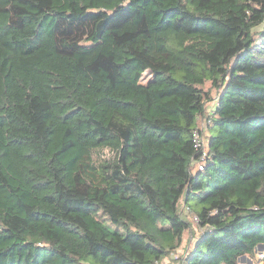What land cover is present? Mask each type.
Returning <instances> with one entry per match:
<instances>
[{
    "label": "trees",
    "instance_id": "16d2710c",
    "mask_svg": "<svg viewBox=\"0 0 264 264\" xmlns=\"http://www.w3.org/2000/svg\"><path fill=\"white\" fill-rule=\"evenodd\" d=\"M259 244L264 0H0V264H241Z\"/></svg>",
    "mask_w": 264,
    "mask_h": 264
},
{
    "label": "built area",
    "instance_id": "2783aa9c",
    "mask_svg": "<svg viewBox=\"0 0 264 264\" xmlns=\"http://www.w3.org/2000/svg\"><path fill=\"white\" fill-rule=\"evenodd\" d=\"M217 100V98H216ZM214 111V110H213ZM206 122L203 123V127L197 128L193 131L192 138L195 149L199 153L198 159H193L192 161V167L193 172H199L203 171L204 167L206 165V159H207V139H206ZM185 208V207H184ZM188 213L187 209H185ZM196 222H198V218L195 217ZM178 257V256H176ZM264 257L262 256V259ZM179 264V263H178Z\"/></svg>",
    "mask_w": 264,
    "mask_h": 264
},
{
    "label": "crops",
    "instance_id": "0c3cea01",
    "mask_svg": "<svg viewBox=\"0 0 264 264\" xmlns=\"http://www.w3.org/2000/svg\"><path fill=\"white\" fill-rule=\"evenodd\" d=\"M182 208H184V206H182ZM201 235V231L200 230H195V233H187L185 235V242L182 246V248H180L177 253H181V254H185V253H189V251H191L194 247V245L196 244L198 238ZM264 249L263 246H260L256 249L255 251V258H251L249 256H245V257H241L240 258V263L241 264H260L262 263L261 259L259 258V255L257 254L258 250H262ZM178 256V255H177ZM173 260L167 258L163 264H173ZM264 263V262H263Z\"/></svg>",
    "mask_w": 264,
    "mask_h": 264
},
{
    "label": "rangeland",
    "instance_id": "374dc122",
    "mask_svg": "<svg viewBox=\"0 0 264 264\" xmlns=\"http://www.w3.org/2000/svg\"><path fill=\"white\" fill-rule=\"evenodd\" d=\"M150 80H152V76H151L150 72L148 71V72L144 73V75H143V77H142V83L147 84ZM207 87H208V86H207ZM214 98L216 99V96H215ZM212 104H213V102L207 104L208 111H211V110H212ZM201 127H203V122H202ZM205 133H206V136H208L207 131H206ZM110 155H111V153H110L108 150L95 151V152H94V159H95L96 161H99V160H101L102 158L105 159V158L110 157ZM185 214L188 215L187 212H186ZM189 252H190V251H189ZM257 254L259 255V258H260L261 261H262V263H260V264H264V263H263V259H262V256L264 257V249H262V250H258V251H257ZM177 255L179 256V255H182V254H181V253H177ZM174 264H178V263H175V262H174Z\"/></svg>",
    "mask_w": 264,
    "mask_h": 264
},
{
    "label": "water",
    "instance_id": "95a60500",
    "mask_svg": "<svg viewBox=\"0 0 264 264\" xmlns=\"http://www.w3.org/2000/svg\"><path fill=\"white\" fill-rule=\"evenodd\" d=\"M260 246H263V247H264V244H259V245L256 247V249H257L258 247H260ZM243 257H245V256H243Z\"/></svg>",
    "mask_w": 264,
    "mask_h": 264
}]
</instances>
